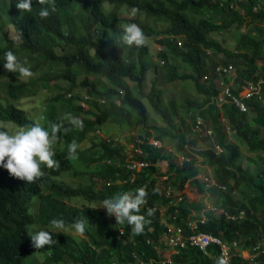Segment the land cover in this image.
<instances>
[{
    "label": "trees",
    "instance_id": "obj_1",
    "mask_svg": "<svg viewBox=\"0 0 264 264\" xmlns=\"http://www.w3.org/2000/svg\"><path fill=\"white\" fill-rule=\"evenodd\" d=\"M235 3L54 0L50 6L32 0V10L25 12L15 6V0H0V63L4 52L11 50L32 72L25 79L0 66V121L47 127L65 114L83 121V128L58 133L52 144L60 161L58 168H42V175L31 182L0 168V264H218L221 255L214 244L208 253L187 246L172 252L169 260L160 258L161 251L169 248L163 236L167 226H181L189 234V221L197 222L196 231L219 236L228 245L237 242L229 264H264V90L261 99L244 98L247 111L228 103L218 106L214 99L219 92L215 73L219 63L235 66V84L241 89L264 82V0ZM132 5L139 6L145 19L163 24L156 29L134 19L146 36H155L162 47L160 61L155 64L146 42L128 44L120 39L122 24L131 20L122 15L121 8ZM40 7L49 8L47 17L38 15ZM244 27L233 49L213 36L228 28L241 31ZM219 55L222 62L215 60ZM152 68V86L144 93L143 81ZM224 79L229 83V78ZM184 80L193 82L197 97L181 101L165 97L166 84ZM42 81L52 85L54 93L47 98L43 115L35 119L15 101L38 94ZM78 88L87 94L74 93ZM144 98L163 126L148 124ZM197 117L211 129V136L196 130ZM107 122L127 125L130 130L145 129V135L138 141L135 138L134 144L142 151L136 158L146 161L145 167L129 170L126 146L113 140L81 146ZM64 126L68 127L67 121ZM0 130L9 132L1 125ZM230 131L243 141L247 152L254 153L248 158L252 168L242 165L243 151L230 139ZM150 136L175 140L183 159L173 160L170 151L150 144ZM204 138L211 140L212 146L197 150ZM72 142L77 144L74 156L67 151ZM199 156L211 169L215 184L207 186L199 177ZM162 161L168 165L163 173L168 177L164 190L156 182L157 163ZM185 185L210 194L214 207L222 212L208 211L203 221L195 219L191 213L201 211L203 203L184 197L175 201L179 196L175 191ZM140 186L146 192L140 214L147 223L142 233L133 234L125 223H116L114 216L97 206L106 195ZM149 208L154 210L151 216L146 213ZM53 217L63 219L69 229L74 220H84L86 230L80 237L56 233L48 228ZM39 226L51 231L57 242L35 248L29 234ZM254 248L258 252L254 260L243 257L241 251L253 252Z\"/></svg>",
    "mask_w": 264,
    "mask_h": 264
},
{
    "label": "clouds",
    "instance_id": "obj_2",
    "mask_svg": "<svg viewBox=\"0 0 264 264\" xmlns=\"http://www.w3.org/2000/svg\"><path fill=\"white\" fill-rule=\"evenodd\" d=\"M40 5L54 6V0H37ZM32 0H15V6L25 12L31 11ZM138 5H132L129 15L137 16ZM49 14L48 7H40L38 15L41 18ZM120 39L125 43L142 44L146 40V33L142 25L135 20L123 23ZM0 66L8 72H14L20 76H30L31 69L17 55L7 50L3 54ZM67 121L68 127L64 126ZM70 128H83V121L71 114H65L59 122L50 123L47 127L40 123H33L28 127H21L13 133L0 130V168L16 177L31 182L42 175V168L55 169L59 167L60 161L55 158L52 144L58 139V133L67 132ZM77 144L69 143L67 147L70 156L75 155ZM146 192L143 186L137 187L134 191L123 190L104 196L97 207L105 209L106 213L114 216L116 223H125L133 234H140L144 231L147 220L140 214V208L145 203ZM95 208V207H94ZM153 209L146 210L151 216ZM48 225L56 233L63 232L65 221L53 217ZM76 233H83L86 230L84 220H74L71 225ZM32 245L41 248L44 245L56 243L52 239V233L47 228L29 234ZM218 264H224L219 260Z\"/></svg>",
    "mask_w": 264,
    "mask_h": 264
},
{
    "label": "rangeland",
    "instance_id": "obj_3",
    "mask_svg": "<svg viewBox=\"0 0 264 264\" xmlns=\"http://www.w3.org/2000/svg\"><path fill=\"white\" fill-rule=\"evenodd\" d=\"M233 1H234V5H236L235 0ZM129 10L130 9L126 7L121 8L122 15L128 19H131L129 21H133L134 19H141L143 24H146L150 27H153L156 29L163 28L162 23L155 22L153 21L152 18L145 19L147 17H145V15L141 12H138L137 16L129 15ZM245 29L246 28L244 27L241 29V31H238V30H235L234 28H228L221 33L219 32L213 33V36L219 39L225 46L233 49L237 43V39L240 35L239 33L244 32ZM145 42L149 45V49L151 53L150 59L152 60V62L154 64L159 62L160 60L158 57V52L162 51L161 49L162 47L157 42V38L155 36H146ZM215 60L218 62H222L223 56L222 55L216 56ZM24 78L27 79V76H24ZM153 79H154V73H153V68H152L147 71L145 75V79L143 81V92L144 93H148L150 91ZM40 85H41V89L39 90L38 94L34 96H30V97H25V98L15 101L16 105L24 107L28 115L31 117H34L35 119H39L43 115L45 108H46L45 104H46L47 98L49 97V95L54 93V90L52 89V85H47L43 81L41 82ZM74 93L80 95L81 97H84L87 94L86 90L83 88H78L74 90ZM197 96L198 95L196 93L195 86L191 80L175 81V82L168 83L165 86V97L166 98L172 97V98H175L181 101L186 97H197ZM144 101L145 103H147V110L149 113L148 124H155V125L163 126L162 121L153 112L147 99L144 98ZM187 113L189 114L190 111H187ZM0 125L5 126L8 129L10 134L15 132L19 128H21V126H18L12 122L0 121ZM144 135H145V129L143 127H139L136 130H130V128L127 125L121 126V125L107 122L101 125L97 131L90 133L89 136L86 138V140L81 143V146L86 147L90 145L92 141L109 139V140H113L115 143L124 144L126 146L125 153H126L127 158L133 157V156L136 158L139 150L137 151L133 149L132 146L133 144H135V138L138 141L139 137L144 136ZM229 135H230V139L232 141H235L237 144H239L243 151L244 156L241 160L242 165L252 168L253 164L252 162L249 161L248 158L254 157V153L247 152V149L243 141L236 135V133H234L233 131H230ZM154 137L155 136H150L149 139H152ZM154 139H157V138H154ZM159 142L161 143V147H164L167 151H170L172 153L171 158L173 160L181 161L183 159V155L178 150L175 140L170 139V138H164V140H161V141L159 140ZM211 146H212V141L204 138L202 139L201 143L198 144L196 149L204 150L206 148H210ZM199 163H200V168H201L199 177L201 179L205 176L211 177V171H210L211 169L209 168L208 165L202 164L203 163L202 157L200 156H199ZM157 168H158V172L156 174L157 175L156 182H157L159 189L164 190L166 189L165 181H167L168 177L165 176V174L163 173H166L168 169L167 162L162 161V162L157 163ZM65 178H69V177L65 175ZM108 179H109V176H108ZM238 193L239 192L235 194L236 197L239 196ZM176 195H180L182 197L181 201L183 200V197H184V199H186L187 201H198L200 203H203V209L201 211L198 212L196 210H193L191 213L195 217V219H201V221H203V219L206 218V214L208 213V211H210V207L214 206V203L212 202L213 197L210 194L199 193L193 186H190V185H185L183 189L176 190L175 196ZM175 201H178V200H175ZM81 202L82 201H80V203ZM163 209L164 208H162V210ZM162 213H164V211H162ZM215 214L217 215L219 213L216 212ZM37 228L40 229V228H46V227L39 226ZM48 228L50 227L48 226ZM63 232L71 233L76 237L81 236L80 233H76L74 230L69 229V227H64ZM241 253L243 256L249 257L250 252L247 250H244V251H241ZM171 254H172V250L166 247L164 250L161 251L160 258L163 260H168ZM39 257L41 258V256Z\"/></svg>",
    "mask_w": 264,
    "mask_h": 264
},
{
    "label": "built area",
    "instance_id": "obj_4",
    "mask_svg": "<svg viewBox=\"0 0 264 264\" xmlns=\"http://www.w3.org/2000/svg\"><path fill=\"white\" fill-rule=\"evenodd\" d=\"M180 43V42H179ZM215 73H217L218 77L216 79L217 86L219 92L215 96L216 104L218 106L224 105V103H228L232 106H235L240 111H247V105L244 101V98H252L256 97L257 99H261L263 96L264 90V82L259 81L256 84H250L248 86L240 88V84H235V74L236 68L232 63L222 64L219 63L216 65ZM224 76L229 78V83L225 82ZM207 75L203 76L206 78ZM234 90H238L234 92ZM196 130L204 132V134L212 135L211 129L207 128L204 124V121L201 117L196 118ZM229 129V128H228ZM109 140V139H108ZM148 142L155 147H161V143L158 139H149ZM133 149L139 150L138 153H142L141 149L135 147L133 144ZM218 151H221L219 146H216ZM147 165V162L138 158L129 157L126 159V167L133 171H139L143 167ZM203 181L207 184V186L215 184V181L208 176L202 178ZM169 189H167L168 194L172 191L171 187L168 185ZM158 189V187H157ZM182 197L179 195L176 200L180 201ZM146 203V200H145ZM144 203V204H145ZM210 211L212 213H220L222 212L221 209L217 207H210ZM242 215V213H241ZM191 233L186 234L181 226H176L174 224H169L167 226V230L164 232V242L169 246L172 252H177L180 248H184L187 246H193L198 248L199 250L203 251L204 253H208V247L212 244L218 245L220 250L221 259L223 260L224 264H229L231 255H232V246H237V242H233L232 245H228L225 243L221 237L207 233L196 231L197 222L196 221H189L188 222ZM264 253V248L261 250ZM257 248L253 249V252L249 253V257L251 260H254L257 254ZM169 260V259H168Z\"/></svg>",
    "mask_w": 264,
    "mask_h": 264
},
{
    "label": "crops",
    "instance_id": "obj_5",
    "mask_svg": "<svg viewBox=\"0 0 264 264\" xmlns=\"http://www.w3.org/2000/svg\"><path fill=\"white\" fill-rule=\"evenodd\" d=\"M244 258H248V257H246V256H243Z\"/></svg>",
    "mask_w": 264,
    "mask_h": 264
}]
</instances>
